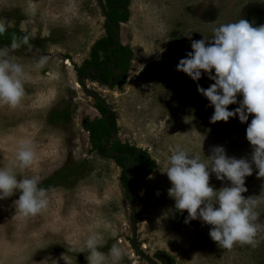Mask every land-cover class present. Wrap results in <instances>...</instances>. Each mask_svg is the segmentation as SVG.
I'll return each instance as SVG.
<instances>
[{"label": "rangeland", "instance_id": "1", "mask_svg": "<svg viewBox=\"0 0 264 264\" xmlns=\"http://www.w3.org/2000/svg\"><path fill=\"white\" fill-rule=\"evenodd\" d=\"M258 1L264 6V0ZM252 2L130 0L119 40L133 52L125 81L110 86L86 78L82 87L76 66L105 35L98 0H0V20L35 41V48L10 51V58L29 75L20 106H0V167L14 161L24 139L33 142L35 159L23 172L17 169L20 176H39L42 183L67 164H85L77 178L45 187L50 206L34 218H23L15 211L18 194L0 200V264H88L87 253H79V247L92 232L104 235L102 251L113 244L126 251L122 264H151L148 258L161 264L159 252L173 264H264V230L258 234L256 247L220 248L209 237L210 225L199 219L185 223L187 211L175 209L168 196L171 183L163 172L176 145L202 161H207L215 146H222L227 156L251 162L246 128L254 114L245 123L237 117L210 122L214 108L197 91L198 84L208 87L175 69L192 51V40L210 39L213 28L243 19L245 7ZM214 6L219 11L216 17L209 12ZM189 28L196 31L189 33L191 39ZM44 55L49 57L48 64L36 70L35 62ZM200 79L214 83L203 72ZM95 94L115 114L114 138L147 151L156 163L145 183L131 190L135 227L130 197L119 180L121 168L92 149L83 126L86 118L100 116L94 107ZM237 97L230 110L239 106L242 96ZM62 107L70 113L69 122L51 124L50 110ZM252 167V175L245 178L248 191L242 195L261 200L257 222L264 226V177H258V169ZM209 183L215 189L230 184L214 174Z\"/></svg>", "mask_w": 264, "mask_h": 264}, {"label": "clouds", "instance_id": "2", "mask_svg": "<svg viewBox=\"0 0 264 264\" xmlns=\"http://www.w3.org/2000/svg\"><path fill=\"white\" fill-rule=\"evenodd\" d=\"M7 27L0 20V36ZM29 39L27 35L13 36L10 48H0V106L15 109L25 97L24 83L29 73L10 58V51L22 45L31 47ZM191 49L175 70L194 82L202 72L214 81L207 89L197 85L198 93L214 108L210 122L237 117L245 123L249 114H254L246 128V139L252 146L251 162L227 156L222 146H215L207 161H202L199 155H190L176 145L163 171L171 183L168 196L174 200L176 210L187 211L185 223L199 219L210 225L209 237L220 248L230 250L237 244L256 247L258 234L264 230L257 222L261 200L242 194L248 191L245 178L252 175V164L258 169L257 176L264 177V25L253 27L244 19L220 24L213 28L210 39L192 40ZM48 62V56H41L34 68L43 69ZM238 95L242 96L239 106L228 110L227 106L237 104ZM34 159L35 146L30 139H24L19 142L14 161L0 167V200L18 194L13 202L15 211L26 219L41 215L50 206L48 190L39 186L40 177L20 176L17 171L30 168ZM211 174L230 184L215 189L209 183ZM105 244L102 233L86 234L79 253H87L88 264H122L126 251L113 244L104 252L101 249Z\"/></svg>", "mask_w": 264, "mask_h": 264}, {"label": "trees", "instance_id": "3", "mask_svg": "<svg viewBox=\"0 0 264 264\" xmlns=\"http://www.w3.org/2000/svg\"><path fill=\"white\" fill-rule=\"evenodd\" d=\"M128 3L129 0H104V6L111 23L108 20H104L105 35L94 42L90 48L89 56L84 59L79 67L76 66L78 76H89L100 84L110 86H119L125 81V76L133 58V52L128 45H123L121 42L115 45L116 33L112 24L119 27L120 22H125L128 13L120 5L127 6ZM25 35V33H22L17 28L11 29L7 27L5 34L0 36V45L10 47L13 36L20 38ZM29 38V43L33 46L35 41L30 36ZM25 47L29 46L22 45L17 50L24 49ZM80 83L84 84L81 81ZM94 104L100 116L93 119L86 118L83 126L89 133L92 149L102 156L112 158L121 168L119 180L126 196L129 197L131 185H135V187L142 186L146 178L155 169L156 163L151 159L147 151L128 142L112 138L113 130H117L115 114L109 111L98 97H95ZM69 115L70 113L65 107L60 109L54 108L48 114V121L51 124L64 126L69 122ZM84 170V163L67 164L66 167L61 168L51 178L40 183L39 186L45 188L57 180H68L71 177L75 179L83 174ZM164 264L168 263L164 261Z\"/></svg>", "mask_w": 264, "mask_h": 264}, {"label": "flooded vegetation", "instance_id": "4", "mask_svg": "<svg viewBox=\"0 0 264 264\" xmlns=\"http://www.w3.org/2000/svg\"><path fill=\"white\" fill-rule=\"evenodd\" d=\"M104 1V0H103ZM257 2L259 3V4H257ZM256 4V5H255ZM261 3L258 1V0H253V2L247 7H245V9H244V14H245V17H242L244 20H247L253 27H259V26H261V25H264V6L263 5H260ZM124 10H125V12L126 13H128L129 11H128V8L130 7V0H129V3H128V5L127 6H123V5H120ZM189 7V6H188ZM184 8V10H183V14H186L185 13V11H186V9H185V7H183ZM200 11H203V10H200ZM204 11H206V9H204ZM209 12H210V14L212 15L213 14V16L215 15V17H216V15L218 14V7L217 6H214V7H211V9L209 10ZM173 13V12H172ZM175 13V12H174ZM179 13V12H178ZM128 16V15H127ZM123 22H120V24H119V27H120V25L122 24ZM185 25V24H184ZM185 26H187V25H185ZM187 31H189L188 33H190V34H196V31L194 30V29H192V28H189ZM187 33V34H188ZM200 35H202L201 34V32H199V36ZM131 61H132V59H131ZM86 78H90L89 76H78L77 75V79L79 80V82L81 81V82H83L84 83V80L86 79ZM199 81H201L202 82V84L203 85H205V86H207V87H209L212 83H209L207 80H205V79H199ZM82 87L83 86H85V83L83 84V85H81ZM93 97H97L96 96V94L95 95H93ZM240 98L239 97H237V101L239 100ZM100 100V99H99ZM102 103V102H101ZM104 105V104H103ZM107 107V106H106ZM228 107V110H230V108H231V105H229V106H227ZM114 132H113V136H112V138H114V134H115V132H116V130L114 129L113 130ZM111 138V139H112ZM185 214V213H184ZM181 215H182V213H181ZM211 227V226H210ZM157 257H158V260H160L161 261V264H162V262H163V264H164V261H167V259H166V257H165V254L164 253H162V252H159L158 253V255H157ZM157 264H159L157 261H155ZM149 263H151V262H149ZM152 264V263H151ZM168 264H172V262L171 263H168Z\"/></svg>", "mask_w": 264, "mask_h": 264}, {"label": "water", "instance_id": "5", "mask_svg": "<svg viewBox=\"0 0 264 264\" xmlns=\"http://www.w3.org/2000/svg\"><path fill=\"white\" fill-rule=\"evenodd\" d=\"M98 3H99V5H100V8H101V10H102V13H103V16H104V19L105 20H108L110 23H111V21H110V19H109V16H108V14H107V11H106V8H105V6H104V1L103 0H98ZM112 26H113V29L115 30V33H116V41H115V45L119 42V40H120V35H121V30H120V27H118V26H116V25H114V24H112ZM114 45V46H115ZM113 46V47H114ZM78 85H82L80 82H79V80H78ZM84 87V86H83ZM101 102H102V104H104L105 106H106V104H105V102L104 101H102V100H100ZM134 188H136L135 187V185H131V187H130V190H129V197H130V204H131V207H132V213H133V227H135L136 226V203H135V199H134V197H133V195H132V193H131V190L132 189H134ZM136 235H135V233H134V237H133V242L135 243L136 242V237H135ZM167 258V257H166ZM148 260L152 263V264H157L156 262H154V261H152L150 258H148ZM167 261H169V259L167 258Z\"/></svg>", "mask_w": 264, "mask_h": 264}]
</instances>
